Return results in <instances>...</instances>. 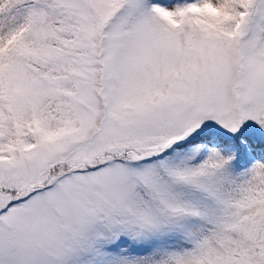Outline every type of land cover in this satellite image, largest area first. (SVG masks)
<instances>
[{"label": "snow or ice", "instance_id": "snow-or-ice-1", "mask_svg": "<svg viewBox=\"0 0 264 264\" xmlns=\"http://www.w3.org/2000/svg\"><path fill=\"white\" fill-rule=\"evenodd\" d=\"M0 264H264V0H0Z\"/></svg>", "mask_w": 264, "mask_h": 264}]
</instances>
